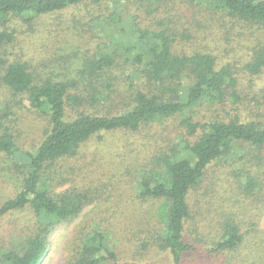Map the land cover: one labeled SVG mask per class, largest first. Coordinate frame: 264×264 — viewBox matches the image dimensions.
Instances as JSON below:
<instances>
[{
    "label": "trees",
    "instance_id": "1",
    "mask_svg": "<svg viewBox=\"0 0 264 264\" xmlns=\"http://www.w3.org/2000/svg\"><path fill=\"white\" fill-rule=\"evenodd\" d=\"M74 8L85 10L84 17L54 26L47 36L89 35L92 48L73 68L78 79L42 78L29 60L10 57L20 21L34 35L44 17ZM140 10L146 27L138 23ZM218 40L244 54L230 52L222 60L210 43ZM263 76L264 0H0V157L14 182L0 173V184H12L15 192L0 201V216L30 206L37 220L36 230L16 248L0 251V264H40L51 231L89 204L86 192L54 193L53 178H66L57 170L61 160L101 132H137L171 117L186 134L136 176L139 194L161 202L158 219L150 209L141 247L169 252L171 264H264V229L258 226L264 212V115L214 116L225 105L260 112L264 88L251 90ZM121 78L131 92L129 103L114 112L95 110L114 98ZM25 110L43 116L46 125L22 147L25 131L17 126ZM215 168L223 169L229 189L208 215L192 204V193ZM187 228L209 239L206 259L194 255L199 248L186 240ZM75 235L67 264L118 263L108 232L93 227Z\"/></svg>",
    "mask_w": 264,
    "mask_h": 264
},
{
    "label": "rangeland",
    "instance_id": "2",
    "mask_svg": "<svg viewBox=\"0 0 264 264\" xmlns=\"http://www.w3.org/2000/svg\"><path fill=\"white\" fill-rule=\"evenodd\" d=\"M107 3H112V0H106ZM80 8L44 17L39 24L40 31L34 35L25 32L27 25L20 21L18 39L9 48L10 57L19 56L29 60L37 66L38 75L42 78L78 79L76 70L73 68L82 63V59L92 48L89 35L73 33V31L63 34L60 31L57 36L54 31V36H47V31L54 26L64 25V22L72 23L74 18L80 15L83 18L86 12ZM139 14L143 17L138 19L139 25L146 27L148 25L147 16L143 14V10H140ZM152 27L156 28L154 25ZM226 42L220 40L217 43L210 42L219 56L224 54L222 60L230 52L232 56L244 54L243 50H233L234 43L231 44L233 47H230V43L227 45ZM177 44L181 47L180 43ZM191 47L194 48V44L187 43V48L191 49ZM121 80L120 89L113 94L114 98L101 101L95 110L100 113H108L111 110L114 112L129 103L131 92L127 90L124 80L122 78ZM246 85L249 86L248 83ZM252 87V93L264 88V76L256 80ZM214 111V116L224 118L237 112L248 117H255L257 114L264 115V107L260 112L251 111L250 113L247 109L239 110L225 105L218 106ZM217 113L219 115H216ZM25 114L21 122L19 121V127L17 126L19 130L21 127L25 131L20 140L22 147L27 146L28 135L40 131L46 125V119L43 116L29 113V110H25ZM182 133L186 134V130L179 129L178 119L175 117L160 124L143 126L137 132L104 131L82 144L75 156L61 160L57 170L66 178L63 179L62 176L53 178L51 187L54 193L58 195L68 189L86 192L89 204L77 217L63 221L51 231L47 251L40 264H67L71 260L75 244L73 241L76 240L77 231H87L93 227H100L101 230L110 234L111 245L118 255L117 264L173 263L169 252L161 251L157 247L155 249L150 247L145 251L141 247L143 239L147 237L143 231L149 225L150 209H154L158 219L157 213L161 202L153 198L146 199L139 194L136 176L140 168L148 165L156 155L169 146L177 135ZM4 160L0 157V173L9 176L14 184L11 173L6 168L7 165L3 163ZM222 172V168L209 169L207 176L192 193V204H200L204 211H208V215L214 214L213 211L219 206V195H224L225 189H229L228 183L222 178L224 176ZM219 178L221 181L218 180ZM221 183L223 185H220ZM11 185L7 182L0 184V201L14 195L15 192ZM242 205L243 203L237 204L236 210L242 211ZM208 222L211 226V218H208ZM36 225V216L30 206L0 216V251L16 248L21 241L36 230ZM195 225L196 228L201 226L198 223ZM210 226L209 229L212 230ZM258 226L264 229V212ZM202 229L205 233H210L208 228ZM185 236L187 241L195 243V246L199 248L194 255H198L200 259H206L208 255L202 251L209 246V239L202 234L198 236L192 234L188 228ZM200 238L202 241L199 240ZM135 250H142V254L135 256ZM113 263L112 259L106 261V264Z\"/></svg>",
    "mask_w": 264,
    "mask_h": 264
}]
</instances>
